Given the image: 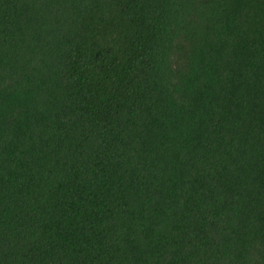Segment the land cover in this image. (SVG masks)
Wrapping results in <instances>:
<instances>
[{
  "label": "trees",
  "instance_id": "obj_1",
  "mask_svg": "<svg viewBox=\"0 0 264 264\" xmlns=\"http://www.w3.org/2000/svg\"><path fill=\"white\" fill-rule=\"evenodd\" d=\"M0 264H264V0H0Z\"/></svg>",
  "mask_w": 264,
  "mask_h": 264
}]
</instances>
